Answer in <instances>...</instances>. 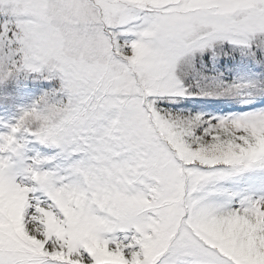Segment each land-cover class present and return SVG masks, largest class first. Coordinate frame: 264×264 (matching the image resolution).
Returning a JSON list of instances; mask_svg holds the SVG:
<instances>
[{
    "label": "snow or ice",
    "instance_id": "1",
    "mask_svg": "<svg viewBox=\"0 0 264 264\" xmlns=\"http://www.w3.org/2000/svg\"><path fill=\"white\" fill-rule=\"evenodd\" d=\"M20 72L0 264H264V0H0Z\"/></svg>",
    "mask_w": 264,
    "mask_h": 264
},
{
    "label": "trees",
    "instance_id": "2",
    "mask_svg": "<svg viewBox=\"0 0 264 264\" xmlns=\"http://www.w3.org/2000/svg\"><path fill=\"white\" fill-rule=\"evenodd\" d=\"M3 84L1 93H5L9 98L13 99L18 92L27 87L31 93L30 102L33 105L36 100L49 89L50 84L48 81L39 77L36 73H27L20 72L17 75L11 76L6 80L0 81ZM6 104L8 108L12 110V115L10 118L13 120V123L23 114V110L29 109L31 106H26L22 110H16L14 107H11L7 101L0 102V105ZM232 111H237L238 107L232 108Z\"/></svg>",
    "mask_w": 264,
    "mask_h": 264
},
{
    "label": "rangeland",
    "instance_id": "3",
    "mask_svg": "<svg viewBox=\"0 0 264 264\" xmlns=\"http://www.w3.org/2000/svg\"><path fill=\"white\" fill-rule=\"evenodd\" d=\"M3 88V84L0 83V102L7 101L11 107H14L16 110H22L26 106H32L30 99L31 93L27 87L18 92V94L13 98H9V96L5 93H1ZM12 115V110L7 107L6 104L0 105V134L6 133L9 131L7 125L14 124L13 120L10 118ZM41 153V155H50L53 151L52 148L36 145L35 151H29L28 156L31 157L35 155L36 152Z\"/></svg>",
    "mask_w": 264,
    "mask_h": 264
}]
</instances>
